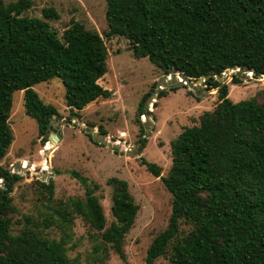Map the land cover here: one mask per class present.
Listing matches in <instances>:
<instances>
[{
  "label": "trees",
  "instance_id": "16d2710c",
  "mask_svg": "<svg viewBox=\"0 0 264 264\" xmlns=\"http://www.w3.org/2000/svg\"><path fill=\"white\" fill-rule=\"evenodd\" d=\"M105 2L106 39H127L135 59L146 58L164 75L182 73L193 81L208 77L206 89H218L215 107L171 142L165 177L158 166L140 158L171 195L168 225L150 244L144 264L162 257L169 264H264V90L233 102L228 86L216 79L232 68L247 67L254 78L264 75V0ZM32 5L33 0H0V264H78L69 258L64 239H46L29 226L12 233L16 209L11 193L21 177L1 163L13 142L9 125L13 94L23 93L25 113L34 120L44 145L50 122L58 114L33 87L59 79L65 106L77 116L74 111L111 96L98 84L108 70V52L96 31L75 21L58 36L47 21L58 19L52 8L42 10L43 19L24 15ZM231 82L242 81L232 75ZM149 95L136 112L141 129L139 119L145 115ZM81 181L85 199L53 209L58 223L67 228L73 215L81 217L100 234L102 243L123 257L125 236L139 210L127 182L108 180L113 221L106 227L95 195L99 187ZM37 183L50 201L53 180ZM53 224L51 217L45 225Z\"/></svg>",
  "mask_w": 264,
  "mask_h": 264
},
{
  "label": "rangeland",
  "instance_id": "374dc122",
  "mask_svg": "<svg viewBox=\"0 0 264 264\" xmlns=\"http://www.w3.org/2000/svg\"><path fill=\"white\" fill-rule=\"evenodd\" d=\"M15 1L3 0L4 3ZM45 8H52L58 14L57 20H47L58 36L75 21L103 38L108 52V70L98 84L109 90L111 96L74 111L76 116L65 106V90L59 79L35 85L33 89L40 99L53 106L58 114L52 119L49 137L43 145L34 120L25 113L23 93L13 94L9 118L13 142L1 165L9 171L18 164L21 166V162H26L28 167L12 170L21 177L11 193L16 209L12 233L29 226L46 239H64L69 258L78 264H144L150 244L168 225L171 195L140 158L158 166L160 176L165 177L171 165V142L184 128L197 124L202 113L215 107L218 89L208 90L203 83V92L195 95L187 86L178 83L158 85L164 76L162 71L146 58L135 59L127 39L104 37L108 30L105 0H33L32 7L24 15L43 19ZM231 80L230 70L225 84L233 102L255 97L264 90V78L251 76L241 80L240 84H232ZM158 87L161 89L157 91ZM162 90L166 95L159 97ZM147 93L150 95L144 102V109L146 107L148 114L139 119L142 124H147L145 130L140 128L136 112ZM50 135L56 137V142L47 149L53 143ZM142 140H145L144 148H141ZM111 178L126 181L139 206L133 227L122 245L123 257L110 245L102 243L100 234L81 217L73 215L72 222L64 228L53 212L71 201L85 199L81 181L84 179L90 188L92 185L99 187L95 195L108 227L113 221L110 211L112 188L108 185ZM49 179L54 184L50 201L47 191L37 183H46ZM51 217L56 224L46 226ZM155 264L169 262L162 257Z\"/></svg>",
  "mask_w": 264,
  "mask_h": 264
},
{
  "label": "water",
  "instance_id": "95a60500",
  "mask_svg": "<svg viewBox=\"0 0 264 264\" xmlns=\"http://www.w3.org/2000/svg\"><path fill=\"white\" fill-rule=\"evenodd\" d=\"M231 70V74L237 76L238 78H240L241 80H245V79H249L251 78L252 75H254V73L252 71H250L247 67L241 68V69H236V68H232ZM230 70H226L223 75L221 77H216V79L221 82L222 84H225L226 81V74L230 71ZM169 75H164L158 82V85H172V84H176L178 83V85H185L189 88L190 91L194 92L195 95L201 94L203 92V89L201 88V85L206 81V79L208 77H201L196 81H193L191 79H189L188 77L184 76L182 73H180V78L181 80L176 81V80H171L169 77ZM257 78H264V75H258ZM161 88H157V91L160 90ZM145 114H148V110L145 107ZM54 117V116H53ZM53 119V118H52ZM52 123V120L51 122ZM144 125V129L147 130V124H143ZM50 137L53 140H56V137L54 135H50ZM94 142L96 141V138L94 137ZM102 142H105L103 139L101 140ZM14 168H22L20 166V164H18L16 167H12L11 171ZM10 171V172H11ZM12 173V172H11Z\"/></svg>",
  "mask_w": 264,
  "mask_h": 264
},
{
  "label": "bare ground",
  "instance_id": "6f19581e",
  "mask_svg": "<svg viewBox=\"0 0 264 264\" xmlns=\"http://www.w3.org/2000/svg\"><path fill=\"white\" fill-rule=\"evenodd\" d=\"M168 77H169L171 80H176V81L181 80V78H180V73H179V74H172V75H169Z\"/></svg>",
  "mask_w": 264,
  "mask_h": 264
}]
</instances>
